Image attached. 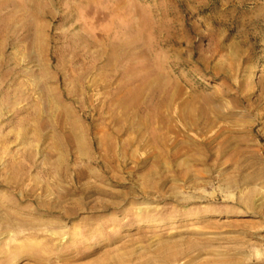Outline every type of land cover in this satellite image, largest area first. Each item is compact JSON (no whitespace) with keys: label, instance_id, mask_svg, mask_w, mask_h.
<instances>
[{"label":"rangeland","instance_id":"374dc122","mask_svg":"<svg viewBox=\"0 0 264 264\" xmlns=\"http://www.w3.org/2000/svg\"><path fill=\"white\" fill-rule=\"evenodd\" d=\"M0 264H264V0H0Z\"/></svg>","mask_w":264,"mask_h":264},{"label":"bare ground","instance_id":"6f19581e","mask_svg":"<svg viewBox=\"0 0 264 264\" xmlns=\"http://www.w3.org/2000/svg\"><path fill=\"white\" fill-rule=\"evenodd\" d=\"M25 180V179H24Z\"/></svg>","mask_w":264,"mask_h":264}]
</instances>
